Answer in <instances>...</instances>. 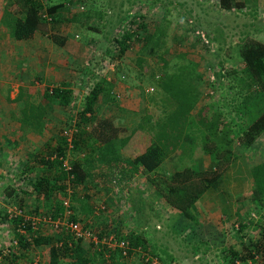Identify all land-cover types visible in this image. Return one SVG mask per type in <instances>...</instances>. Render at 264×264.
I'll list each match as a JSON object with an SVG mask.
<instances>
[{"label":"rangeland","instance_id":"374dc122","mask_svg":"<svg viewBox=\"0 0 264 264\" xmlns=\"http://www.w3.org/2000/svg\"><path fill=\"white\" fill-rule=\"evenodd\" d=\"M70 2H72L69 4L70 11L65 12L64 16L71 18L63 24L64 29L70 32L68 37L80 44L82 49L76 53L78 60L73 63V67H70L75 72L72 73L73 84H69L71 103L68 106H60L52 115L48 112L50 116L44 117L45 121L52 118L55 122L52 128L48 127L44 132L47 137L51 135L48 137V145L45 146L54 147L53 143L56 144L62 130L68 125L71 127L76 112L82 109L85 97L89 96L96 85H100L101 88L95 96L98 105L97 115L110 117L117 126L123 127L125 131L120 138L129 137L131 134L126 151L136 150L138 145H142L156 132L164 134L165 142L169 140L174 143L173 140L177 138L173 134L175 132L179 134L178 129H175L178 127L179 119L170 118L171 104L155 92L153 86V81L160 75L159 69L162 68L159 56L167 61L166 70H173V65L178 62H190V60L194 62L190 84L196 86L200 95L192 109L193 113L200 111L202 105L209 104L211 110L222 113L229 120L232 119L233 124L235 120L238 121L229 108L234 87L227 90L226 79L224 82L221 80L222 85L216 77L220 68H224L226 74L230 68H233L244 76L241 71L243 66L236 56L235 44L242 36L240 33L245 31L249 37H254L253 39H264V37L260 38L261 34L258 36V33L252 32V24L255 30H259L262 26L263 21L258 17L261 5L253 4L252 0H248L239 11L226 12L219 9L216 0H70ZM3 8L5 11L8 10L5 4ZM82 11L87 12V16H81L79 13ZM134 14L145 17L146 32L152 31L153 27L159 24L166 25L163 44L153 51L152 48L141 47L140 42H136L124 51L120 58L112 57L105 52L106 48L112 45V37L119 33L121 25ZM196 22H201L202 25L208 23L207 30L210 31V35L221 30L222 36L217 32L215 42L207 39V49H204L190 32L185 33L186 36L182 38L181 35L186 31V27ZM86 24L90 26L87 27ZM89 27L96 29L92 30ZM73 34L77 37L73 38ZM210 75L213 77L212 82L209 80ZM226 77L229 80L233 75ZM233 82L234 80L229 81L230 84ZM49 85L50 83L47 86ZM249 92L251 91H243L244 94ZM260 104H257V101L251 102L243 109L246 113H243L239 120L245 121L243 122L245 124L249 123L258 112L262 111L263 107ZM25 117L32 118V113ZM239 123H237L238 128H240ZM167 125L169 127L171 125L175 130L170 132L169 129H165ZM167 150L165 149L166 155L169 154ZM241 150L242 148L236 153ZM77 156H79L77 152H69L66 162L69 164ZM23 161L19 159L11 161L5 167L6 179L0 182V256L7 252L5 246L12 244L11 218L14 214L30 216L24 211L31 212L35 209L34 194L31 193L27 180L21 181L18 177L22 175ZM188 164L189 162L185 160L184 165ZM196 164L198 165L197 161ZM97 166L92 167L93 174L82 185L72 188L65 180L64 190L58 191L56 197L59 200L69 201L73 216L81 220L80 223L92 228L95 233L104 227L105 222L115 221L119 224L118 234L135 231L145 239L147 250L132 248L131 254L123 258L116 257L114 253L112 255V252L107 256L105 252L102 261L106 264H115V261L117 264H141L142 257L153 258L150 249H155L157 252L164 250V253L160 254L163 262L157 261L158 264H230L225 257L224 248L225 246H231L234 250L241 248V243L233 232L239 218L241 217L246 223L240 233L243 234L242 243H247L248 238L256 237L264 225L262 206L246 200L235 210L238 216L235 215L234 220L229 222L224 216L213 211V205H208L209 211L205 210L202 204L199 205L200 223L190 231L187 225L183 224L185 220H180L167 204L166 209L161 206L154 207L156 197L147 187L148 183L143 174L136 173V176L130 178L128 172H125L121 180L115 186H111L108 181L112 173L111 169ZM113 170L120 171V167ZM41 172V167L35 165L29 174L38 175ZM7 187L18 190L19 193L9 198L5 195ZM75 197H84L85 203L92 207L91 214L86 218L81 211L83 203ZM47 202H39L40 212H43L42 209L46 207ZM35 217L39 219L40 215ZM210 218L213 221L208 222ZM37 225V231L43 235L52 234L56 238L60 235L58 234L60 231L49 223L39 220ZM46 249V246L35 247L26 251V255L14 260L10 256L6 258L8 261L12 260V264H34L40 257L44 258ZM93 264H99V261L95 260ZM234 264L241 263L237 261Z\"/></svg>","mask_w":264,"mask_h":264},{"label":"trees","instance_id":"16d2710c","mask_svg":"<svg viewBox=\"0 0 264 264\" xmlns=\"http://www.w3.org/2000/svg\"><path fill=\"white\" fill-rule=\"evenodd\" d=\"M12 1L14 9L11 12V35L17 40L29 39L38 30L58 29V25L67 23L71 18L68 16L65 18L60 12L70 10L69 4H72L70 0H61L60 2ZM247 1L216 0L219 9L226 12L239 11ZM79 14L87 16V12L84 11ZM144 20L145 17L141 14L132 15L127 22L121 25L119 33L112 37V45L106 48L105 52H108L112 57L120 58L123 52L136 42H140L141 47L152 48L155 51V48L163 44L166 25L159 24L153 27L152 31L146 32ZM86 25L87 27L90 26ZM208 25V23L202 25L201 22L193 23L188 28L186 27V31H183L184 34L181 36L183 38L186 36L185 33L190 32L196 37L200 45L207 49V42H204V39L214 41L217 32H219V36H222L221 30L210 35V31L207 30ZM252 27L255 29L253 24ZM89 28L96 29L94 27ZM240 35L242 36L236 42L235 50L236 56L243 66L241 71L244 76L241 75V72L237 73L233 68H230L228 72L231 73V76L233 75V78L228 80L226 76H230L229 73L226 74L224 68H220L216 77L219 83L226 79L227 90L234 87V91L231 92V106H229L231 112L236 116L235 118H238L234 124L231 122L232 119L229 120L222 113L211 110L209 104L202 105L200 111L193 113L192 109L196 105L198 95H200L196 86L190 84V82L192 83L191 75L195 66L194 62L191 60L188 61L189 63L178 62L173 65V70H166L167 61L158 55L162 61V68L159 69L160 75L153 81V86L155 92L171 104L169 106L172 108V111L169 112L170 118L181 120L178 123H180L183 133L180 147L169 156L165 154L166 148L162 142L163 135L158 132L142 145H138L136 150L126 151L127 141L131 134L129 137L120 138L125 131L124 128L117 126L110 117L97 115L98 105L95 102V96L101 88L100 85L94 86V90H91L89 96L85 97L82 109L76 112L71 124L73 130L70 144L66 143L65 137L61 134L54 147L41 146L36 152L27 156V162L22 164V175L18 177L21 181L27 180L31 193L34 194L35 209L33 208L34 210L31 212L24 211L30 216L14 214V217L11 218L13 225L10 238L14 244L5 246L7 252L0 256V264H9L15 258L26 255V251L41 246L47 247L44 253L45 260L40 257L34 264H93L95 260H98L99 264H106L102 261L105 252L107 256L112 252V255L114 253L116 257L123 258L131 254L132 248L139 247L143 251L147 250L146 241L140 233L130 231L120 235L118 234L119 224L115 221L105 222L104 227L95 233L92 228L80 223L81 220L73 216L70 204L71 214L67 217V221L76 222L82 228L88 229L90 234L96 237V242L74 239L61 225H54L55 220L62 219V200L57 199L56 195L58 191L64 190L63 182L67 180L72 188H75L76 185H82L93 174L92 167L95 165L102 169H111L110 172L112 173L108 177L111 186H115L125 172H128L130 178L136 176V173L143 174L148 183L147 187L161 201L165 202L180 220H185L184 225L193 231L194 227L200 223L199 208L196 207L199 204V198L208 188L216 185L220 171L235 157L231 144L237 143V145L244 147L251 146L264 131V43L249 37L246 31ZM49 37L57 45H62L65 41L64 36L53 32ZM207 76L206 81L208 80ZM230 80H234V82L230 84ZM248 90L251 92L243 93V91ZM70 93L71 91L67 89L53 88L50 92H44V99L50 103L67 105L72 100ZM256 101L257 104L261 103L262 111L258 112L249 123H243L245 121L239 120L243 113H246L243 109L248 107L251 102ZM33 109L32 118L26 119L24 116V121L36 123L42 119L43 107L39 104ZM238 122H240L238 124L240 128L237 127ZM43 148L47 151L44 152ZM69 152H77L79 156L71 160L69 164L67 163L68 169H64L62 161L66 160ZM203 156L208 160L207 168L199 167L196 164L198 161L196 159ZM185 160L189 162L188 165H184ZM35 165L41 167L42 172L38 175L29 174ZM117 167H120V171L113 170ZM250 173L251 191L247 195H238L236 202L240 207L244 201L248 200L249 203H259L264 209V160L253 164L250 167ZM17 192L18 190L15 191L13 188L7 187L5 195L10 198L17 195ZM21 193L26 194L25 192ZM75 198L83 203L81 211L86 218L88 214H91L92 207L85 203L84 197ZM42 201L48 202L45 204L46 207L42 209L43 212H40L39 202ZM35 215H40L41 219H37ZM235 215L238 216L234 210L229 217L227 215L224 217L229 222L234 220ZM39 220L58 229L60 235L56 238L52 234L43 235L37 231ZM209 220L208 222L213 221L211 218ZM245 224V221L240 217L239 221L236 222V228L233 229L236 238L241 243V248L234 250L231 246H225V257L230 264L237 261L241 264H264V225L256 237L248 238L247 243H242L243 234L240 235V233L245 228ZM109 234L113 235L115 243L120 240L127 242L126 256L121 254V250L115 244L105 242ZM163 251L157 252L155 249H150L155 259L154 264H158L157 261L163 262L160 256L164 253ZM9 256L13 258L11 261L6 258ZM142 258L141 264H150V259ZM3 260L7 261L4 262ZM116 262L115 264H117Z\"/></svg>","mask_w":264,"mask_h":264},{"label":"crops","instance_id":"0c3cea01","mask_svg":"<svg viewBox=\"0 0 264 264\" xmlns=\"http://www.w3.org/2000/svg\"><path fill=\"white\" fill-rule=\"evenodd\" d=\"M3 1L0 0L1 183L6 179L5 175L7 174H4L5 167L11 161H16V159L23 161L25 159L22 163L24 164L28 160L27 156L36 152L39 147L48 145V137H51V135L47 137L44 132L47 131L48 127L52 128L55 122H53L54 119L52 118L45 121L44 117L48 115V112L52 115L54 114L53 112L58 111L60 106H68L69 103L60 105L47 102L44 99V92H50L53 88L69 90V84H73L72 80H74L72 73H75L70 67H73V63L78 60H76V53L82 49L80 44L68 37L70 32L64 29V23L58 25V29L38 30L26 40L14 39L11 35L13 1ZM44 1L60 2L61 0ZM252 3L261 5L260 16L258 15V17L262 19L263 23L259 30L253 29L252 32L258 33V36L261 34L260 38H262L264 37V0H253ZM3 4L9 10H6L8 12L4 10ZM60 12H62V15L65 14L63 10ZM51 32L64 36V43L57 45L52 42L49 37ZM75 35L73 34L72 37L75 38ZM259 41L264 43V39ZM49 83L50 87L47 86ZM44 86L45 88H43ZM39 104L43 107L42 119L36 123L24 121V116L33 113V107ZM112 121L115 122L114 120ZM177 125L178 127L175 129H178L179 134L177 132H175L177 135L173 134L177 139L171 138L174 139V143L169 140L165 142L164 139L162 141L165 148L168 149L169 154L167 156L175 152L182 142V129L180 123ZM167 126L165 129H169L170 132L175 130L171 125L170 127ZM231 148L234 150L235 157L220 171L216 185L208 188L201 195L198 200L199 204L196 206L199 208L203 205L202 207L209 211L208 205H213L214 212L220 216L227 215L228 217L239 207L238 202L236 203V197L241 194L246 195L251 191L250 167L264 160V131L254 140L251 146L244 147L237 145V143H232ZM241 148L242 150L237 154V150ZM20 153H22L21 156ZM196 160H198L199 167H208V160L205 156ZM154 196L156 197L154 207L161 206V208L166 209V203L161 201L155 194ZM218 215L216 216L218 217Z\"/></svg>","mask_w":264,"mask_h":264},{"label":"built area","instance_id":"2783aa9c","mask_svg":"<svg viewBox=\"0 0 264 264\" xmlns=\"http://www.w3.org/2000/svg\"><path fill=\"white\" fill-rule=\"evenodd\" d=\"M204 42H206V40L204 39ZM209 80H213V77L210 75ZM151 90V88H150ZM73 128L72 127H68L67 129H64L62 131V135L65 137V141L67 144H70V137H71V132H72ZM62 165L64 167V169H68V165L66 160L62 161ZM62 206H63V213H62V219L60 220H55L54 221V225L56 226L57 224L61 225L67 232H69V234L74 238V239H83L85 241H92V242H96V237L91 235L88 229H84L82 228L78 223L73 222V221H67V217L71 214V211L69 209V201H67L66 199L62 200ZM49 222V221H48ZM105 242H111V244H115L116 247H118L121 250V254L123 256H126V249H127V242L120 240V241H114L113 237L110 235L107 237ZM12 244H14V242H11ZM146 259H150L149 262L150 264H154L155 263V259L154 258H145Z\"/></svg>","mask_w":264,"mask_h":264}]
</instances>
